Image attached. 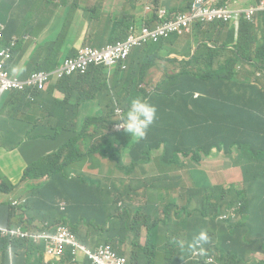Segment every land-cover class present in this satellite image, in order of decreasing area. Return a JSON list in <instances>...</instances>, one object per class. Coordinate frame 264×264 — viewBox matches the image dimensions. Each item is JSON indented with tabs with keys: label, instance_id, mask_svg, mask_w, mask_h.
Masks as SVG:
<instances>
[{
	"label": "clouds",
	"instance_id": "clouds-1",
	"mask_svg": "<svg viewBox=\"0 0 264 264\" xmlns=\"http://www.w3.org/2000/svg\"><path fill=\"white\" fill-rule=\"evenodd\" d=\"M9 74L26 80L32 73L25 79L20 73ZM31 90L8 94L18 92L24 99L34 100ZM115 106L114 119L119 121L115 128L126 133H0V143H9L0 149L10 152L40 138L56 143L54 152L34 162L19 153L27 165L19 183L10 179L0 164V256H6L7 264H17L16 246L34 260L43 257L46 264H144L137 255L119 251L108 241L137 227L135 211L154 196L152 205L157 211L152 222L158 229L144 226L141 243L173 246L189 242L188 256L180 264H264V135L220 144L221 140L208 133L207 147L213 152L207 157L205 153L196 155L182 142L163 144L162 149L179 147L178 152L161 159L159 151L145 166L146 173L138 174L137 156L131 153L133 142L146 138L157 121V108L142 98H133L124 115L122 106L117 102ZM66 146L68 150H64ZM97 149L105 153L97 154ZM60 152L62 158L57 156ZM240 153L244 160L236 164ZM198 157L203 159L197 162ZM66 171L72 172L76 181L81 209L77 217L82 220L84 213L90 219L80 225L81 235L84 228L92 242L82 239L70 217L59 218L73 210L71 202L57 198L54 204V195L42 194V186ZM250 172L260 175L246 191L248 200L234 202L230 192L244 190ZM125 208L134 221L125 220ZM237 208L241 215H236ZM240 217L261 231L242 235L235 233V228L231 231V226L246 223H238ZM231 233H235L233 239ZM103 252L111 258H103Z\"/></svg>",
	"mask_w": 264,
	"mask_h": 264
},
{
	"label": "trees",
	"instance_id": "trees-1",
	"mask_svg": "<svg viewBox=\"0 0 264 264\" xmlns=\"http://www.w3.org/2000/svg\"><path fill=\"white\" fill-rule=\"evenodd\" d=\"M61 1V4L66 2V0ZM148 1L144 0L145 6ZM204 1L207 4L208 0ZM216 1L220 6L226 5L228 2V0ZM196 2L197 0H188L177 5L182 6L181 12L185 14L192 10ZM33 3L45 5L40 0L29 2V4ZM234 3L235 0H230L226 6ZM257 3L258 0H255L253 6ZM159 8L165 10V14L169 13L170 16L177 12L176 8H171V3L168 8H165L161 0H155L151 4V10L157 11ZM92 18L95 16L92 15L90 19ZM158 18L159 14L147 15L150 22L144 24L159 25ZM257 22H259L258 26ZM0 24L5 27L4 39L0 43V54L4 49L10 48L11 51H14L17 48L14 43H11V40H6V34L10 38V34L16 31H20L19 36H22L17 44L19 51L23 52L21 41L26 32H21V24L17 18L9 22L8 25L2 21ZM131 25H125L124 31H117L119 25H116L115 31L110 36L105 34L109 43L116 44L125 40L129 36ZM263 25L264 12H258L252 18H248L243 13L238 25L225 20L198 21L194 24L193 32L190 35L175 34L166 40L146 47L144 58H134L139 52V49H136L132 54V60L138 62L136 70L134 63H128L126 71H123L120 66L116 67V77L121 80L127 78V72H130V78L134 77L136 71L143 76L150 68L161 67V63L164 62L167 66L161 82L170 71L169 66L172 62H176L177 66L181 67L179 72L170 76L168 86L158 95H155L156 87L151 90L143 87L138 89V85L143 83V79H139L135 81L134 88L136 90L133 96H124L112 88L115 91L114 96L104 97V91H100L99 86L102 84L109 86L110 75L105 67H92L85 74L65 76L56 83H47L43 90L32 89L31 94L42 99V107L49 114L47 125L52 126L56 133H68L69 131L74 133L78 128L74 118L77 117L80 106L89 100L97 103L101 115L85 118L79 133H88L89 131L91 133H126L124 130L120 132L115 128L119 123L114 119L115 103L122 106L124 115L134 97L148 99L157 108V121L148 130L146 138L140 140L139 143L133 142L131 153L137 156L135 163L138 174L146 173L145 166L154 157H158L159 151H162L161 159L171 153L176 154L179 147L162 149L163 144L166 146L171 142H182L191 152L196 155L205 153L204 156L207 157L213 152V148L207 147L206 134L208 133H212L211 137L221 140L220 144L228 139L242 140L259 134L264 135ZM92 40L94 39L92 38ZM52 42H54V37L50 36L47 40L37 43L41 57H43V51L40 45ZM58 46L60 47V44ZM164 49H166L165 52L161 54L160 52ZM75 52L76 50H67L62 53V58L68 55L67 58L75 57L77 54ZM10 55L11 59L8 62L4 61L5 70H9V65L19 59L17 53L10 52ZM171 55L176 56L165 59ZM62 58L59 57L54 63L48 65L43 62L35 68L24 67L20 71V78L25 79L36 71L55 70L62 64L63 61H60ZM158 59L163 60L156 63ZM0 62H3L2 56H0ZM94 77H96L95 80H93ZM57 93H60L62 98H57ZM7 95V92L2 95L0 104ZM11 96L18 98L21 102L24 99V96L18 92L12 93ZM199 108L200 111H198ZM220 144L217 145V148ZM64 150H68V146ZM97 150V154L105 153L102 149ZM231 153V151L226 152L227 156H230ZM57 156L62 158L64 154L60 152ZM212 157L215 156L212 155ZM202 159V157H198L196 160L199 162ZM243 160L244 156L240 153L235 163L240 164ZM259 175L256 172H250L244 190L233 189L230 192L233 194L234 202L242 201L246 191ZM75 185L76 181L72 172L66 171L59 175L55 181L42 186V194L54 195V204H56L57 198L73 204V210H69L68 214L59 215V218L70 217L76 231L81 235L80 225L88 223L90 219L84 213L82 220L77 217L81 209L75 195ZM154 197H150L146 205L138 207L135 211L138 214L137 227L128 228L120 238L108 242H111L119 251L137 255L144 264H180L181 260L188 256L190 249L187 248V245L189 242L186 245L173 246L149 242L141 243L140 234L144 226L158 229V224L152 222V215L157 211L152 205ZM124 210L127 212L124 217L127 222L136 219L127 208ZM42 217L54 220L52 217ZM232 228L237 229L241 235L261 231V229L255 228L250 221L231 226V231ZM209 233L211 234V232ZM81 236L86 241V238ZM234 236L235 233H231L229 238L233 239ZM6 249L7 246L4 250ZM16 250L17 264H46L41 256L34 260L25 252L18 250L17 246ZM0 264H7L6 256H0Z\"/></svg>",
	"mask_w": 264,
	"mask_h": 264
},
{
	"label": "crops",
	"instance_id": "crops-1",
	"mask_svg": "<svg viewBox=\"0 0 264 264\" xmlns=\"http://www.w3.org/2000/svg\"><path fill=\"white\" fill-rule=\"evenodd\" d=\"M80 1L83 3L85 16L83 17L84 19H79L81 13L78 9H71V19L69 20V23L62 26V29L67 32L70 37H61L50 44L44 43L40 45L43 51V57H41V55H38L32 51L36 46V43L43 42L50 36L54 37L53 31L55 28V18L59 12L63 11L64 7H61L62 1L57 0V9L53 11V7L50 5L45 6L36 3L29 4V0H0V21L8 25L9 22L17 18L21 24V32H26L24 33L25 36H23L21 41L23 52L16 62L9 65L10 73L13 75H19L28 58L35 59L40 57L43 59V61L38 63V65L42 64L43 62V64L48 65L54 63L57 58H62V53L67 50H76L77 52V50L85 44L87 39L92 40L93 33L99 28H101L106 35L110 36L112 32L115 31L116 25H119L117 31H124L125 25L132 24L129 29V36L130 34H134L138 38L141 27L146 25L141 22V19L147 17L148 10L151 8V3H153L155 0H149L146 6L144 0H137L129 10H125L123 7V0H88L87 2H84L83 0ZM161 1L165 8H168L171 2V0ZM185 1L188 0H181L180 3ZM238 1H244L241 6L247 7L255 3V0ZM176 5H171V8ZM92 15H94L95 18L90 19ZM151 25L156 26L157 24ZM256 25L258 26L259 22H257ZM132 27L135 28V31L131 30ZM192 29L187 35H190L193 32ZM19 35L20 31L12 32L10 34V38H8L6 34V40L16 38L20 39L22 36ZM129 36L125 40L119 42H128ZM108 42L109 40L106 36L103 43ZM58 44H60V47ZM154 44L157 43H150L145 46H137L131 50V59H129V63H134L135 70L138 67V62L136 60H132V54L134 51L139 49V52L134 56V58H144L143 55L147 51L144 49ZM68 56L60 59V61H63ZM175 56L176 55H174V57ZM166 66V63L162 62L161 67H152L143 76L139 74L138 71H136L133 78H130V72H127V78L125 80H121L120 78L116 77V68H107L106 70L110 75L109 87L110 89L113 88L115 91L123 94L124 96H133L136 90L134 88L135 81L143 79V83L139 84L137 88L139 89L143 87L151 90L156 86L155 81L160 82L162 79ZM170 67L171 66H169V68ZM180 68L181 67L177 66L176 73L179 72ZM56 97L62 98V95L57 93ZM36 106L38 107L41 116H38L35 113ZM80 113L82 124V121L85 118L98 116L101 114V111L96 102L89 100L80 106L77 117L74 118L76 123L78 122V116ZM48 117L49 114L45 111V108L42 107V99L40 97H34V100L24 99L21 102L18 98L12 97L11 94H8L0 104V133H25L29 127H32V130L29 133H36L35 135L41 134L43 132L41 129L46 130L47 133H56V130L52 126L47 125ZM80 129L81 125H78V128L74 133H78ZM68 133L73 132L69 131ZM55 149V142L40 138L38 140L25 143L18 152H10L5 149H0V164L9 178L15 183H19L23 179L27 166L26 162L20 158L19 153L26 156L29 162H34L45 155L54 152Z\"/></svg>",
	"mask_w": 264,
	"mask_h": 264
},
{
	"label": "built area",
	"instance_id": "built-area-1",
	"mask_svg": "<svg viewBox=\"0 0 264 264\" xmlns=\"http://www.w3.org/2000/svg\"><path fill=\"white\" fill-rule=\"evenodd\" d=\"M258 12H264V0H258L257 5L251 6L241 14L245 13L248 18H252ZM161 14H165V10H161ZM239 19L232 22L238 25ZM216 20L228 21L231 20V17L223 15L222 11L209 6L204 0H197L192 10L183 14L177 21L167 22L162 27H158L159 25H144L141 28L145 29L143 32L140 31L138 38L134 34H130L128 42L108 44L102 48L83 45L78 49L75 57L64 59L56 70L34 72L26 80H20L17 76H10L8 70H5L4 61L7 60L8 62L11 59L10 52L12 51L10 48L4 49L0 54L3 57V62H0V98L5 92H28L30 89L42 90L52 79H60L74 74H85L92 67L115 69L120 66L123 70H126L133 48L150 43H159L172 35H178V33L179 35H187L196 22H213ZM146 27H149L150 30ZM131 30L135 31V28L132 27ZM147 34H154L155 41H151V37H147ZM3 39L4 27H1L0 43ZM102 257L111 258V255L103 252Z\"/></svg>",
	"mask_w": 264,
	"mask_h": 264
},
{
	"label": "rangeland",
	"instance_id": "rangeland-1",
	"mask_svg": "<svg viewBox=\"0 0 264 264\" xmlns=\"http://www.w3.org/2000/svg\"><path fill=\"white\" fill-rule=\"evenodd\" d=\"M30 1H33V0H29ZM84 2H87L88 0H83ZM137 0H123V7L125 8V10H129L135 3H136ZM181 0H171V5H174V4H179ZM230 0H228L229 2ZM41 2L45 5H50L52 6L53 8V11H55L57 9V0H41ZM227 2V3H228ZM244 1H238L236 0L235 3L233 5H229V6H220L219 5V2L216 1V0H208L207 1V4L209 6H211L212 4H214L215 6H211L219 11H222L223 12V15L225 16H229L231 17V20H228L229 22H232L233 20L235 19H238L241 17V12H245L246 10H248L251 6H241V4L243 3ZM63 7V11L59 12L57 17L55 18V28H54V31H53V34H54V41L60 39L61 37H66V38H69L70 35L65 32L63 29H62V26L65 25V24H68L69 23V20L71 19V16H70V10L71 9H78L80 11V16H79V19L82 20L84 19L83 17L84 16V10H83V3L80 1V0H70V1H67L64 3V4H61V7ZM181 7L180 5H176L174 6V8L177 9V12L174 13L173 15H169L168 14H161V8H159L157 11H154V10H148V16H152V15H156V14H159V26L158 27H162L165 23L167 22H171V21H177L182 15L184 12H181ZM148 21H150L149 19L146 18H142L141 19V22L142 23H147ZM1 27H4L3 25L0 24V28ZM5 28V27H4ZM148 30H150L149 27H146ZM145 29V28H144ZM143 28L140 29L141 32H143L144 30ZM148 36L147 37H151V41H155V38H154V34H147ZM179 35V33H178ZM106 38V35L105 33L103 32V30L101 28H99L98 30H96L94 33H93V39L94 40H90V39H87V41L85 42V44L87 45H90V46H93L95 48H102L104 46H106L107 44H110L109 42L108 43H103L102 40ZM20 42V39L19 38H16V39H11V43H14L17 48L12 51L13 53H17L20 57V55L22 54L21 51H19V47H18V44ZM39 49V46L38 44L36 43V46L34 47L33 51L34 53L38 54V55H41L40 52L38 51ZM166 49H164L163 51H161L160 53L162 54L163 52H165ZM172 58L174 56H171ZM171 57L169 58H165V59H171ZM163 59H158L156 63L162 61ZM43 61L42 58H35V59H30L28 58L27 61L25 62V64L23 65V67H29V66H32L33 68H35L38 63H41ZM176 70H177V63L176 62H172L171 63V67H170V71L168 72V74L166 75V77L161 81H155V87H156V93L155 95H158L159 93H161L169 84L170 82V76L173 75L174 73H176ZM96 77L93 78V80H95ZM99 90L100 91H104V97L106 98H111L114 96L115 94V91L113 89H110V87L106 84H102L99 86ZM198 111H200V108L198 109ZM35 113L38 115V116H41L40 114V111L38 109V107L36 106L35 107ZM92 116V115H90ZM78 125H81V113L79 114L78 116V122H77ZM47 128V127H45ZM32 130V127H29L25 133H29L30 131ZM43 131L42 133H47L46 130H42ZM9 144V143H8ZM8 144H4V143H0V148L4 147V146H7ZM130 177H132L130 175ZM243 200H248L247 198H243ZM126 204V202H125ZM130 209L133 211L134 209V205L133 203L131 204V207ZM236 215H241V211H240V208H237L236 210ZM238 223L240 222H247L246 219L244 217H240L238 220H237ZM234 232L237 233L238 231L236 229H234ZM82 234L84 237H86L88 240H90L92 242V238L91 236H88V234L86 233L85 229L83 228L82 229ZM93 246H96V243H92Z\"/></svg>",
	"mask_w": 264,
	"mask_h": 264
}]
</instances>
